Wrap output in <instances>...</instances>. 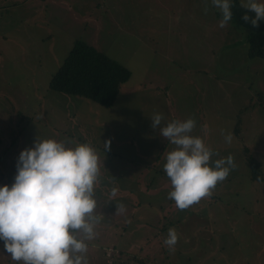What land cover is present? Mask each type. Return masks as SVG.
Masks as SVG:
<instances>
[{"label":"rangeland","instance_id":"rangeland-1","mask_svg":"<svg viewBox=\"0 0 264 264\" xmlns=\"http://www.w3.org/2000/svg\"><path fill=\"white\" fill-rule=\"evenodd\" d=\"M220 19L210 0H0V185H11L19 152L32 147L36 138H53L68 146L86 143L74 127L72 116L77 110L73 109L97 105L49 89L52 75L76 41L128 69L127 87L167 92L168 105H161L169 107L170 117L163 106L156 107L166 117L162 126L192 117V131L208 138L204 143L213 149V159L233 156L235 168L211 195L185 209L171 205L170 218H161L162 209L170 206L166 204L171 200L169 179L162 194L153 196V179L145 166L112 154L108 129H94L109 153H103L102 164L125 178L118 181V189L139 187L142 194L137 196L141 208L133 216L118 200L128 196L107 198L94 188V214L101 217L94 239L86 241L89 264H139L137 260L145 259L155 264H264V61L247 56L246 29L231 20L221 28ZM247 94L252 97L249 108L239 112L237 123L226 107L221 108V121H210L208 108L215 101L240 109ZM79 114L80 110L76 117ZM145 122L151 124V119ZM235 124L241 129L240 142L237 145L232 137L231 143H225L221 130L226 134ZM158 128L153 129L157 141ZM147 149L153 152V146ZM249 157L260 165V182L252 180ZM138 169L141 178L129 181L127 177ZM160 183L156 180L155 187ZM140 219L147 220L144 230L138 228ZM169 228L178 235L172 249L163 244ZM219 229L221 236L214 234ZM9 255L0 241V264H22Z\"/></svg>","mask_w":264,"mask_h":264},{"label":"clouds","instance_id":"clouds-1","mask_svg":"<svg viewBox=\"0 0 264 264\" xmlns=\"http://www.w3.org/2000/svg\"><path fill=\"white\" fill-rule=\"evenodd\" d=\"M234 2L246 10L241 19L253 28L264 21V0H210L220 13L219 27L231 20ZM150 119L151 127L159 126L160 135L174 146L165 154L163 169L171 185L167 196L177 208L185 209L211 195L235 168L231 153L213 159V149L192 134V117L163 126L162 112ZM221 132L225 143H231V132ZM98 173L99 158L88 143L68 146L53 138H36L32 147L19 152L13 182L0 185V241L13 261L89 264L86 241L94 239L99 221L93 195ZM177 239L175 229L169 228L163 244L172 249Z\"/></svg>","mask_w":264,"mask_h":264},{"label":"crops","instance_id":"crops-1","mask_svg":"<svg viewBox=\"0 0 264 264\" xmlns=\"http://www.w3.org/2000/svg\"><path fill=\"white\" fill-rule=\"evenodd\" d=\"M129 80L122 85L119 95L117 97V100L115 104L109 108H103L100 106H76L73 110H77V113H73L74 115L72 116V120L75 121V126L79 133L81 134V137L84 138V141L88 144H90L92 147L94 146L96 148V153L99 158V173H98V180L97 183L94 185V188L96 189L95 193L101 196H107L109 198L110 195H126L128 196L127 198H118V200H121L123 205L128 207L130 209L131 214L134 216L135 211L141 208V202L137 199V196L142 194L140 191L141 188H137L136 190L130 189L129 191H121L118 188H120V183H118L119 180L124 181V177L118 176V173H111L109 171V164L108 165H103V153L106 155H109V153H106V148L105 144L98 141V136L96 139L94 129L100 127V128H107L108 132L110 133L111 140L113 142V149L115 150L112 152V154L119 155V157H127L130 159L131 163L134 164H139V165H144L146 173L149 174V177L153 179V192H150V194L154 195H160V191L164 189V185L166 186L168 184V177L166 176L163 165L158 166L157 165L161 162L163 157L167 151L165 148L169 145L167 140L162 137L159 133V128L157 129L158 135L160 137V140L157 141L156 137H153V128L151 127V124L149 122H145V120L150 119V115L152 116L153 113L156 112H161L162 109L157 110V106L164 104H167V97L168 95L167 92H160L156 87L147 90L144 92L146 87H142V85H139L137 87H127ZM144 92V93H143ZM160 96L161 100H157V97ZM141 97V98H140ZM144 97V98H143ZM143 98V99H142ZM221 98H217L219 100ZM243 99V106L240 109L238 108H233L229 107V104L227 103L225 106L221 105V101H215V105L212 108H208L210 112V121L216 123L219 120L221 121L222 119V112L223 109L222 107H226V111L229 112V118L238 119V114H242V110H245L249 107L250 101L252 99L251 95L247 94L242 97ZM89 103V102H88ZM150 103V104H149ZM151 103L153 105L151 106ZM163 106L164 110L168 111L167 119L170 117V112H169V107ZM144 107L146 109H144ZM144 109V110H143ZM153 109V113H152ZM78 110H80L81 114H79L80 117H76L78 115ZM143 111L147 112L148 114L144 116ZM205 113V110H203ZM209 113V111H208ZM86 116V122L83 123V117ZM164 116V115H163ZM80 118V120H79ZM164 118H166L164 116ZM163 122V120L161 121ZM167 122V121H166ZM84 126V129L81 128V126ZM202 128L203 124H202ZM104 131V130H103ZM102 131V132H103ZM230 132L232 134L233 139L237 140L236 144L240 140V132L241 129L239 128V125L235 124L233 129H230ZM91 133V134H90ZM84 134H90V137L86 138L84 137ZM193 135H196L195 131H192ZM202 138L203 141H208L205 136L197 135ZM240 142V141H239ZM238 145V144H237ZM153 146V152L151 150H148L147 147ZM174 147V146H172ZM121 148H125L122 150ZM241 148L245 150L246 146H244V143L241 142ZM163 151L161 152V150ZM165 150V151H164ZM243 154V153H242ZM117 157V156H116ZM164 160H162V163L164 164ZM106 163H108L106 161ZM141 169V168H140ZM134 173V172H133ZM141 173V174H140ZM142 172L138 169V172L135 171L134 175H129L127 179H133L135 180L137 176L141 178ZM113 180L112 183H110V180ZM161 181L159 186L155 187V181ZM151 183V184H152ZM139 184H137L138 186ZM114 188V189H113ZM118 189L121 193H118L116 191ZM113 190H115L113 194ZM149 187L146 188L145 194L148 195L149 193ZM117 199V198H116ZM150 204V203H148ZM166 204H169L170 206L166 205V211H164L165 215L161 214V218H170V211L173 209L171 205H175L173 200L168 201ZM134 210V212H133ZM120 211V210H119ZM95 215H97L100 219L101 214L96 212ZM145 217L146 214L144 213ZM117 217V216H116ZM116 217L113 219V221L116 220ZM122 219H127L126 217L124 218L121 215ZM131 215L129 216V218ZM128 218V220H129ZM181 219V218H180ZM130 220L135 221L132 218ZM141 223L138 225V228L140 230H144L142 228L147 227V220H142L140 219ZM228 223V222H227ZM230 223V222H229ZM228 223V224H229ZM115 226V222H113ZM126 225V224H125ZM124 225V226H125ZM231 226V224H229ZM128 228V225L125 227ZM139 230V231H140ZM123 232L125 233L126 231L123 229ZM142 231H140L141 233ZM217 234L221 236L223 234V231L219 229V231L214 232V234ZM159 233L156 232V235L158 236ZM147 260V263H152L149 259ZM152 264H155L154 262Z\"/></svg>","mask_w":264,"mask_h":264},{"label":"trees","instance_id":"trees-1","mask_svg":"<svg viewBox=\"0 0 264 264\" xmlns=\"http://www.w3.org/2000/svg\"><path fill=\"white\" fill-rule=\"evenodd\" d=\"M231 11V21L248 31L247 56L264 61V21H258L255 28L249 22L243 21L241 15L246 10L242 9L238 2L233 3ZM249 15L252 14L249 13ZM130 77V71L120 63L92 46L76 41L60 67L52 75L49 89L83 98L103 108H109L115 104L122 85ZM248 161L252 180L257 181V177H261L260 165L250 157ZM137 262L145 264L147 260H137Z\"/></svg>","mask_w":264,"mask_h":264}]
</instances>
